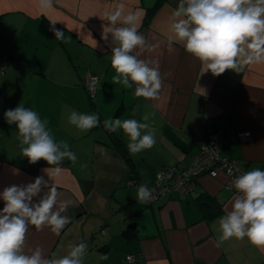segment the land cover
Returning <instances> with one entry per match:
<instances>
[{"label":"crops","instance_id":"1","mask_svg":"<svg viewBox=\"0 0 264 264\" xmlns=\"http://www.w3.org/2000/svg\"><path fill=\"white\" fill-rule=\"evenodd\" d=\"M157 1L54 0L42 11L39 0H0V193L43 176L57 186V205H68L61 215L70 218L59 235L29 225L26 253L39 246L45 257L64 256L70 244L83 241L89 256L107 253L96 264H264V248L247 238L214 246L219 219L241 195L226 186L225 172L201 174L188 193L170 192L148 203L136 198L138 187L153 184L162 166L182 170L192 162L206 123L226 134L222 156L237 160L246 172L264 171V63L214 76L182 43L174 42L169 53L179 0ZM115 4L124 5L125 16L136 13L139 33L159 43L139 56L159 65L164 79L157 99L135 96V85L112 83L111 34L108 41L101 38L110 25L100 17ZM150 7L155 9L146 20ZM49 19L58 20L55 28L70 42L56 39ZM88 74L99 78L94 97L86 87ZM19 105L48 121L54 139L66 141L76 154L75 164L65 159L50 178L45 170L55 173V165L43 159L31 164L22 156L17 126L4 115ZM72 111L98 114L100 123L81 131L69 123ZM145 114H151L156 143L136 154L129 152L122 129L110 132L103 124L109 118L143 122ZM240 132L250 135L239 140ZM4 204L0 199V210ZM128 222L135 227L132 238L124 231Z\"/></svg>","mask_w":264,"mask_h":264},{"label":"clouds","instance_id":"2","mask_svg":"<svg viewBox=\"0 0 264 264\" xmlns=\"http://www.w3.org/2000/svg\"><path fill=\"white\" fill-rule=\"evenodd\" d=\"M53 2L39 0V7L42 11L51 9ZM100 18L110 25L104 27L101 38L108 41L111 34V67L116 73L112 76V83L129 89L135 85V96L157 99L164 79L159 65L139 56L144 51H154L159 43L151 44L139 33L138 15L129 12L125 16L123 4L113 5V10ZM57 21L49 19L50 30L56 39L70 42V36L66 38L63 31L55 28ZM171 21L172 35L167 37L169 53L174 51V42L182 43L185 51L206 65L205 71H211L214 76L229 69L241 73L248 65L264 63V0H179ZM118 23L124 26L116 27ZM4 115L8 124H16L21 154L29 163L43 159L48 165L56 166L55 173L45 170L50 178L61 171L59 165L65 159L73 164L77 162L68 143L57 142L47 128L48 121L42 120L34 110L19 105ZM150 115L145 114L143 122L109 118L103 124L110 132L122 129L129 137V152L136 154L156 143L157 130L149 123ZM68 120L84 132L100 123L98 114L76 111L71 112ZM231 183L241 195L235 197L231 210L219 219V236L214 246L219 248L234 237L238 240L247 238L257 248H264V171L256 168L244 172ZM34 197H39L38 201L33 202ZM57 197V186L43 176L26 185L8 186L0 193V199L5 202L0 210V264H83L87 253V244L83 241L70 244V250L64 256L45 257L39 246L30 249V254L25 252L29 225L38 231L48 227L59 235L70 222L69 217L61 215L68 205H57ZM136 198L148 203L155 197L147 186L141 184ZM108 258L107 254L100 257L102 260Z\"/></svg>","mask_w":264,"mask_h":264},{"label":"built area","instance_id":"3","mask_svg":"<svg viewBox=\"0 0 264 264\" xmlns=\"http://www.w3.org/2000/svg\"><path fill=\"white\" fill-rule=\"evenodd\" d=\"M98 82V76L87 75L86 87L91 97L96 95ZM249 135L250 132H240L238 133V138L239 140H245ZM225 142L224 133L210 126L200 151L190 166L182 170H177L175 167H165L158 170L155 184L147 186L155 197L150 202L162 198L170 192H177L178 194L188 193L195 187L196 179L201 174L207 173L216 177L222 170L228 176L226 186L232 192H238L231 182L234 178L246 172V170L235 159L220 156V151ZM229 169H231V174H229ZM166 180L167 182H165Z\"/></svg>","mask_w":264,"mask_h":264},{"label":"trees","instance_id":"4","mask_svg":"<svg viewBox=\"0 0 264 264\" xmlns=\"http://www.w3.org/2000/svg\"><path fill=\"white\" fill-rule=\"evenodd\" d=\"M159 1L160 0H158L157 1V3H159ZM154 7H150V8H148V13H147V17H146V20L147 19H149V17H150V15H151V13L154 11ZM210 126H213V127H215L216 129H218L216 126H214V125H212V124H208V123H206L205 124V132H204V134H203V136H202V139H201V141H200V145H199V148H198V150H197V152H196V154H195V156L198 154V152L200 151V148H201V145L203 144V142H204V139H205V136H206V134L208 133V129L210 128ZM218 130H220V129H218ZM220 131H222L223 133H224V135H225V137H226V134H225V132L223 131V130H220ZM239 139V138H238ZM226 142H227V137H226ZM226 142H225V144H226ZM224 144V145H225ZM224 147V146H223ZM222 147V148H223ZM121 148V147H120ZM222 150V149H221ZM195 156H194V158H195ZM220 156H222L221 155V151H220ZM222 157H224V156H222ZM194 158H193V160H194ZM227 158H229V157H227ZM229 159H233V158H229ZM193 160H192V162H193ZM237 161V160H236ZM191 162V163H192ZM191 163L188 165V166H190L191 165ZM187 166V167H188ZM162 168H165V167H161L160 169H162ZM186 168V167H185ZM185 168H183V169H185ZM157 173H158V171H157ZM156 176H157V174H156ZM156 181V180H155ZM165 182H167V180L165 181ZM155 184V182L153 183V184H150V185H146V186H152V185H154ZM218 209V208H217ZM217 209H216V211H217ZM207 210V209H206ZM208 211V210H207ZM211 212V211H210ZM215 214L216 212H212L211 214ZM133 223L132 222H128V224H127V226L125 227V229H124V231H126V233H127V236H129V237H133V235H135V230H133ZM135 228V227H134Z\"/></svg>","mask_w":264,"mask_h":264},{"label":"rangeland","instance_id":"5","mask_svg":"<svg viewBox=\"0 0 264 264\" xmlns=\"http://www.w3.org/2000/svg\"><path fill=\"white\" fill-rule=\"evenodd\" d=\"M223 172H225V171H223ZM99 259H100V256L95 257L94 254H92L91 256H89V251H88L86 253L85 257H84L83 264H96V261L99 260ZM87 260L90 261L91 263H88Z\"/></svg>","mask_w":264,"mask_h":264}]
</instances>
